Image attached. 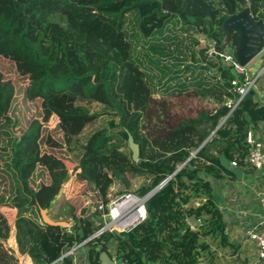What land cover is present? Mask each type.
Listing matches in <instances>:
<instances>
[{"label": "trees", "instance_id": "trees-1", "mask_svg": "<svg viewBox=\"0 0 264 264\" xmlns=\"http://www.w3.org/2000/svg\"><path fill=\"white\" fill-rule=\"evenodd\" d=\"M245 8L254 21L264 19V0H0V56L27 81L25 100L40 101L42 121L57 120L60 146L72 156L90 201L70 204L68 231L26 214L49 210L69 176L59 158L41 151L38 129L12 133L13 88L0 72L1 169L13 179L10 205L19 212L12 225L0 213V264H18L21 257L72 264L71 256H63L77 243L87 249L88 264H100L112 242L115 264H200L208 249L203 238L224 242L212 186L199 173L234 176L219 156L244 163L245 136L264 121V105L248 92L229 107L238 100L231 82L243 76L206 49L179 45L181 34L206 32L214 51L224 53L222 26ZM238 42L232 30L229 43ZM201 99L216 108L195 107ZM129 138L138 148L137 161ZM46 145L60 147L50 137ZM180 164L148 200L141 225L128 233L98 234V204L108 201L116 181L141 179L136 193L145 194ZM37 166L50 181L34 190L29 179ZM196 198L202 201L190 207ZM193 215L196 228L187 221ZM9 240L13 247L6 246Z\"/></svg>", "mask_w": 264, "mask_h": 264}, {"label": "rangeland", "instance_id": "rangeland-1", "mask_svg": "<svg viewBox=\"0 0 264 264\" xmlns=\"http://www.w3.org/2000/svg\"><path fill=\"white\" fill-rule=\"evenodd\" d=\"M221 38V42L225 46L224 52L227 54H233L236 47L232 46L229 41L226 42L227 36L223 28L221 30ZM180 39L182 40V43L179 45V48L182 50L188 48L189 51L194 50L195 52H199V50L206 49L207 54L210 56H214L216 53L214 51V41L206 32H189L188 34H181ZM190 62H193V60L188 54L186 64H190ZM0 72L2 73L3 80L8 82L13 88V94L8 113L15 122L11 128L12 133L15 136H20L24 133L32 131L33 129H38L40 135L39 144L41 151L51 153L59 158L64 165V172L69 176L68 181L64 185L61 196L52 205V207L45 212L46 218L49 221L62 224L61 226L65 227L68 231L71 225V219L69 218L70 204H74L75 206L78 205L79 202H82L84 205L90 204V201H88L86 198L87 195H89V191L87 187L83 185V182L77 178L79 171L75 168V163L72 160V156L65 150V147L60 146V144H62L63 134L59 130L57 120L55 118H51L48 122L42 121L40 101L25 100L24 90L26 88L27 81L24 77L17 73L14 64L10 60L2 58L1 56ZM194 106L205 109L206 111H212L216 108L214 103L208 101L207 99L196 101ZM155 125L156 123L153 119L151 123L152 129L156 127ZM48 137H50L54 142H57L60 147L51 148L47 146L46 140ZM1 162L2 160H0V213L3 214L8 220L9 224L12 225L14 218L19 213L16 208H13L10 205V201L14 197L15 186L12 181V177H10L8 174H5V171L1 169ZM179 166H181V164L178 165L177 168ZM129 180L130 181L128 183L116 181L109 190L108 198H113L121 193L138 192L141 190V179L135 178ZM49 181L50 179L47 171L43 167L37 166L31 178L29 179V184L31 188L36 190L40 185L48 184ZM26 214L43 223L39 212L37 213L36 211H29ZM79 245H81L79 248H83L84 252H87V249L83 246V243H77L73 247H78ZM115 245L116 244L114 242L110 243V252H114ZM6 246L13 247V243L9 240L6 242ZM81 252L82 251L79 250L76 257H80ZM55 264H57V262Z\"/></svg>", "mask_w": 264, "mask_h": 264}, {"label": "crops", "instance_id": "crops-1", "mask_svg": "<svg viewBox=\"0 0 264 264\" xmlns=\"http://www.w3.org/2000/svg\"><path fill=\"white\" fill-rule=\"evenodd\" d=\"M245 71L253 80L250 92L254 100L264 105V51L245 66ZM252 129L256 138L264 142V121L259 122ZM240 169L243 174L239 179L234 174L233 177L226 176L223 171H220L219 176L199 173V176L208 180L212 186L213 198L221 212L226 236L224 242L208 237L202 239L208 244V249L201 254L200 264H260L256 248L248 240L246 232L260 220L259 197L264 195V168L261 170ZM201 201L198 198L193 199L189 206L196 207ZM78 248L72 264H88L87 252H84L83 248ZM79 250L82 251L81 255L76 257ZM114 253L115 249L113 253L109 251L110 256H108L113 263L111 256ZM18 264H45V262L42 259L21 257Z\"/></svg>", "mask_w": 264, "mask_h": 264}, {"label": "built area", "instance_id": "built-area-1", "mask_svg": "<svg viewBox=\"0 0 264 264\" xmlns=\"http://www.w3.org/2000/svg\"><path fill=\"white\" fill-rule=\"evenodd\" d=\"M261 21L264 22V19ZM263 51L264 46L261 52ZM214 55L222 58L237 75L243 76L242 79H234L231 82L233 92L237 95L238 100L234 104L228 102V106L234 108L250 92L253 87V80L248 77L245 67H242L236 60L235 52L233 54L216 52ZM244 144L246 149L244 164L239 166L236 162H231V166L254 170L264 168V142L256 138L253 129L247 132ZM152 195L153 191L145 194L126 192L113 198H108L106 203H99L97 209L101 213L102 221L100 233L123 234L141 225L147 219L146 206ZM259 205L261 209L260 220L255 226L247 230L246 236L254 244L260 264H264V195L259 197ZM78 247H72L63 257L71 256L74 259L75 251Z\"/></svg>", "mask_w": 264, "mask_h": 264}, {"label": "water", "instance_id": "water-1", "mask_svg": "<svg viewBox=\"0 0 264 264\" xmlns=\"http://www.w3.org/2000/svg\"><path fill=\"white\" fill-rule=\"evenodd\" d=\"M222 28L224 29L227 36L226 42L229 41L232 30L239 33V42L235 49V57L242 67H245L255 56H257L262 51V48L264 46V22H262L261 20L254 21L253 19H251L248 8H245L239 14L228 18L224 22ZM206 141L204 143H206ZM128 142L129 148L132 152V160L137 161L139 155L138 148L130 138ZM204 143L201 145V147L204 145ZM196 152L197 150L193 152L190 157H194ZM219 162L225 170L233 173L238 179L242 176L243 171L238 167L231 166L230 162L223 155H220ZM183 165L184 164L179 166L171 176H169L158 187H156L153 193L161 189L172 178V176L183 167ZM45 212V210H40V215L43 223L59 226L62 225L57 222L49 221L46 218ZM187 221L192 228H196L199 225V221L195 218L194 215L189 217ZM98 233H100V231ZM100 262V264H114L109 260V257L105 253L100 255Z\"/></svg>", "mask_w": 264, "mask_h": 264}]
</instances>
